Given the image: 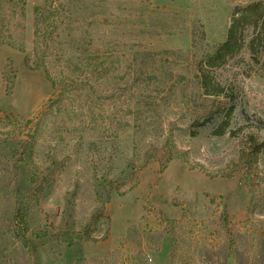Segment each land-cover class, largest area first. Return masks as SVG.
Wrapping results in <instances>:
<instances>
[{
  "label": "rangeland",
  "instance_id": "rangeland-1",
  "mask_svg": "<svg viewBox=\"0 0 264 264\" xmlns=\"http://www.w3.org/2000/svg\"><path fill=\"white\" fill-rule=\"evenodd\" d=\"M258 1L0 0V264H264V59L200 69Z\"/></svg>",
  "mask_w": 264,
  "mask_h": 264
},
{
  "label": "trees",
  "instance_id": "trees-1",
  "mask_svg": "<svg viewBox=\"0 0 264 264\" xmlns=\"http://www.w3.org/2000/svg\"><path fill=\"white\" fill-rule=\"evenodd\" d=\"M248 32L250 35L248 38L245 34ZM246 47L249 50V54L253 56L255 61L260 62L261 58L264 59V0L251 3L246 7L235 8L230 27L227 34V39L222 43L215 51L213 55L201 62V72L205 73L207 70L223 67L227 62L239 54L242 49ZM28 65V64H27ZM206 74H203V83L205 88H208V81ZM31 123V121H29ZM226 128H228L227 122H225L219 129L216 130V136L222 137L226 134ZM27 155L29 159L33 158V149L27 148ZM249 155H244L245 163L256 155V149L251 150ZM254 203V198L251 199V205ZM251 214L250 208L247 215ZM16 219L19 225L20 237L24 246H29V240H27V234L29 228L26 218L23 215L22 210H17Z\"/></svg>",
  "mask_w": 264,
  "mask_h": 264
},
{
  "label": "crops",
  "instance_id": "crops-1",
  "mask_svg": "<svg viewBox=\"0 0 264 264\" xmlns=\"http://www.w3.org/2000/svg\"><path fill=\"white\" fill-rule=\"evenodd\" d=\"M0 49H2V48H0ZM6 70H7L6 61H3L2 65L0 64V97L2 96L3 99H10V101H11L12 99H14L15 94H16V89H17V85H18V76H16V78H15V81L13 84V90L11 91V94H7L6 90H5L6 88H5L4 82H3V76H4V73ZM25 71H27L28 73H35V72H31V71L27 70L25 67L24 68L22 67L21 72L25 73ZM43 106H42V108H43ZM3 112H5V113L7 112L8 114H14V115L22 117L24 119H31V118H33L39 114V112L36 114V111H35L33 113V114H35L34 116L25 117V116L21 115V113L19 111H16L12 105L9 107L8 111H3Z\"/></svg>",
  "mask_w": 264,
  "mask_h": 264
}]
</instances>
